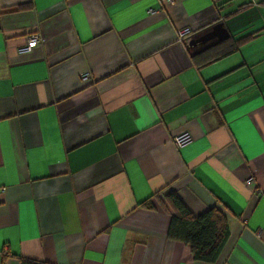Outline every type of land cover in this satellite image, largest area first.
Here are the masks:
<instances>
[{
	"label": "crops",
	"instance_id": "crops-1",
	"mask_svg": "<svg viewBox=\"0 0 264 264\" xmlns=\"http://www.w3.org/2000/svg\"><path fill=\"white\" fill-rule=\"evenodd\" d=\"M217 22L254 36L191 44ZM167 191L225 215L216 263L139 205ZM19 258L264 264V0H0V264Z\"/></svg>",
	"mask_w": 264,
	"mask_h": 264
},
{
	"label": "trees",
	"instance_id": "trees-1",
	"mask_svg": "<svg viewBox=\"0 0 264 264\" xmlns=\"http://www.w3.org/2000/svg\"><path fill=\"white\" fill-rule=\"evenodd\" d=\"M254 33L233 39L231 36L219 42L221 45L215 57L230 54L240 45L251 39ZM152 197L161 199L170 211L167 237L188 246L194 260L205 263H216L218 256L228 238V222L225 215L217 207H212L200 214H193L173 191L153 194L140 206L151 209ZM20 264H48L32 259L19 258Z\"/></svg>",
	"mask_w": 264,
	"mask_h": 264
},
{
	"label": "built area",
	"instance_id": "built-area-1",
	"mask_svg": "<svg viewBox=\"0 0 264 264\" xmlns=\"http://www.w3.org/2000/svg\"><path fill=\"white\" fill-rule=\"evenodd\" d=\"M162 1L166 2V3L173 2V0H162ZM149 12H154V11L150 9ZM190 33H191V30L187 27L182 28V29L177 31V35H178L179 39H181V40H184ZM40 43H41L40 35L37 33L31 34L29 37H27L25 45L17 48V52L20 54L28 53L31 51V49L34 46L39 45ZM87 78H88L87 73L82 75L83 80H85ZM191 140H192L191 135L189 134V132H186V131L175 136L173 139L176 147H183V146L187 145L189 142H191ZM251 181H253L252 177H250L247 180V183L251 182Z\"/></svg>",
	"mask_w": 264,
	"mask_h": 264
},
{
	"label": "water",
	"instance_id": "water-1",
	"mask_svg": "<svg viewBox=\"0 0 264 264\" xmlns=\"http://www.w3.org/2000/svg\"><path fill=\"white\" fill-rule=\"evenodd\" d=\"M228 37V32L227 30L223 27L221 22L215 23L211 28L202 34H200L198 37L193 39L191 41V44H196V43H206L209 40L212 39H217V40H223Z\"/></svg>",
	"mask_w": 264,
	"mask_h": 264
}]
</instances>
